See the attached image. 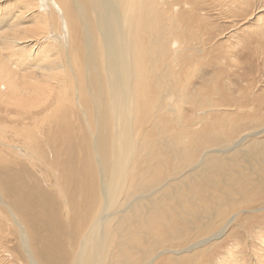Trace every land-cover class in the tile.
Listing matches in <instances>:
<instances>
[{
	"label": "rangeland",
	"instance_id": "374dc122",
	"mask_svg": "<svg viewBox=\"0 0 264 264\" xmlns=\"http://www.w3.org/2000/svg\"><path fill=\"white\" fill-rule=\"evenodd\" d=\"M18 1L0 0L2 33L17 12H25L26 19L36 14L31 0ZM172 1L175 7L169 6ZM259 3L256 0L257 8L254 4L242 8L221 0H152L148 12L161 16L162 21L154 23L161 24V34L166 32L165 53L155 56L157 74L166 88L160 89L161 100L154 103V110L139 116L136 109L132 119L140 149L136 161L126 165V173L132 175L124 179L118 195L111 200L106 190L111 173L106 174L93 144L96 125L89 124V133L84 126L93 112L92 96H85V84L79 80L73 90L85 104L86 119L76 108L71 112L60 110L44 127L45 144L40 142L37 154L15 144L20 147V157L26 153V158L10 156L12 161L2 163L18 166L9 175L0 173L1 201L14 218L22 217L21 205L28 209L36 202L33 199L41 197L42 207L31 212L56 228L62 226V231L55 234L56 249L65 258L64 263L79 253L88 226L102 216L95 232L100 234L103 249L110 253L95 264H264V38L258 34L264 33V3ZM55 11L58 14L53 12L52 16L60 18V12ZM48 31L50 37L54 35L52 39L57 38L53 26ZM2 33L0 43H6L8 38ZM13 45L15 49L27 44ZM44 55L54 56L52 60L60 65L63 62L55 50ZM67 125L76 133L69 144H64L53 134ZM158 147L165 163L153 170L152 153ZM32 156L37 162L33 166L64 167L72 173H68L69 181L64 179L67 185H62L60 193L54 189L46 192L38 181L43 177L39 167L27 172ZM128 178L135 182L133 188ZM73 181L72 186L68 184ZM72 198L71 207L78 205L81 217L88 218L83 228L78 229L82 223L78 213L63 208L66 201L70 207ZM61 202L64 206H59ZM156 213L159 218L153 221ZM119 219L121 231L115 237L111 228ZM48 222H44L46 231ZM23 240L29 243L28 234L16 231L7 246L18 252L11 250L14 257L5 264H39L32 246L21 247Z\"/></svg>",
	"mask_w": 264,
	"mask_h": 264
},
{
	"label": "bare ground",
	"instance_id": "6f19581e",
	"mask_svg": "<svg viewBox=\"0 0 264 264\" xmlns=\"http://www.w3.org/2000/svg\"><path fill=\"white\" fill-rule=\"evenodd\" d=\"M30 2L32 8L37 10L33 16L34 19H26L25 12L19 11L9 19L4 29L5 32L0 31L8 38L6 43H4L6 40L0 43V173L9 175L18 170V166L2 164L12 161L10 156L14 159L24 160L26 158V153L20 157L18 154L20 147L15 144H20L23 150H32L34 154L39 152L40 142L45 144L44 136H46L47 129L44 127L60 110L70 111L71 108H76V111L84 114L82 119H86L85 104L80 103L79 96L75 97L76 91L73 90V86L80 80L85 84V96L88 98L92 96L93 101L91 103L93 104L92 115H89L90 120H86L84 126L89 133V124L93 122L96 125L97 134L92 138L94 149L97 151V156L99 154L101 157L100 162H103L106 174L111 173L106 190L110 199L113 200L118 187L122 186V182L125 181L124 179L132 175V172L128 173V170L126 173V165L132 160L136 161L135 156L140 151L136 146L132 130V119L137 114L136 109L139 110V116L146 115L144 111L152 110L161 100L160 89L166 88L161 85V79L156 71L158 63L155 59L156 55L164 54L166 50V42L163 38L166 32L163 31L161 34L163 29H160L161 24L158 27L154 23V21H162V18L160 15L153 16L152 12H148L152 8V6L149 8L152 0H31ZM221 2L228 6L237 5L242 8H250L253 4L255 7L258 5H256V0H221ZM259 2L262 4L264 0H259ZM169 6L175 7L176 4L172 1ZM55 9L60 12V18L52 16L53 12H56ZM50 26H53L55 33L58 32L55 39L51 38L54 35L50 37L51 34H48ZM28 32L34 35L28 37L26 36ZM42 34L47 36L42 37ZM258 34L264 38L263 32L260 31ZM66 36L67 41H65ZM41 39H44V42L39 44ZM22 43L27 45L23 46ZM13 44L23 47L16 46L13 49ZM51 49L63 58L61 65L54 59L52 60L54 56L45 58L44 54ZM1 51H6L8 54L5 53L6 55L3 56ZM37 62L40 63L37 64ZM76 111L73 113L76 114ZM75 133V130L67 125L62 127L60 132L52 134L61 137V140L65 141L64 144H69L70 137ZM82 137L86 135L83 134ZM15 140L19 141L15 142ZM82 146L85 147V145ZM115 155L117 159H114ZM38 159L42 161L40 157ZM35 162L36 159L32 156V160H29L32 166L29 168L26 166L27 169H25L27 172H34L35 167L40 168L39 172L43 177L38 181L44 184L46 192H49L48 189H54L53 191L60 193L64 187L62 185H67L64 179L67 178L68 181L70 179L68 173L73 176L70 171H65L64 167L40 164L33 166L37 163ZM152 162L153 170L165 163L159 147L152 153ZM144 172L145 169H143ZM143 173L140 174L143 175ZM129 179L132 180L133 188L135 182ZM68 184L72 186L74 181ZM8 190L11 189L8 188ZM1 195L0 264H5L6 260L9 261L14 257L11 250L18 252L7 246L13 241L16 231L18 233L25 231L28 234L30 240L27 244L29 246L25 244L27 240H23L20 241L21 247L30 249L32 246L39 264H95L99 261L98 259L110 253L103 249L104 247L99 242L100 234L95 232L100 228V226L97 228V225L101 216L94 219L88 226L87 234L84 233L87 235L84 237L85 243L83 242L79 253L73 256L74 259L69 258V263L67 261L64 263L65 258L56 249L59 245L55 234L62 231V226L56 228L48 220L42 221L39 216L31 212L32 209L39 210L42 207L41 197L33 199L36 202L30 204L28 209L21 205L24 210L19 215L22 217L16 220L13 212L5 205L6 203L1 201ZM60 195L62 197V194ZM17 200L19 202L21 199ZM52 202L57 204V201ZM65 203V206L62 202L59 206H64L65 212L73 214L77 212L78 216H76L82 221L79 227L77 226L78 229L85 227L88 218L81 217L82 212L78 211V205L75 204L74 209L71 207L74 203L73 198L70 207L67 201ZM157 218H159L158 213L152 219L154 221ZM120 219L111 228L112 235L115 237H119L121 231ZM44 222H48L49 231L45 230ZM126 233L128 232H125V235ZM15 256L18 255L15 254ZM22 258L19 257L18 260L22 261ZM60 260L63 261L60 262Z\"/></svg>",
	"mask_w": 264,
	"mask_h": 264
}]
</instances>
